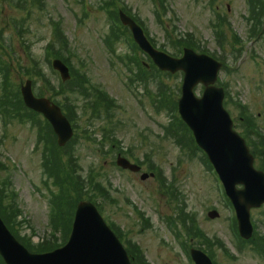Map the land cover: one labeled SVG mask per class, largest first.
I'll use <instances>...</instances> for the list:
<instances>
[{
  "label": "rangeland",
  "instance_id": "374dc122",
  "mask_svg": "<svg viewBox=\"0 0 264 264\" xmlns=\"http://www.w3.org/2000/svg\"><path fill=\"white\" fill-rule=\"evenodd\" d=\"M33 1L34 6L32 0H0L3 11L0 34L4 36V41L0 42V59L3 58L4 68L11 70L16 86L32 79L37 93L41 90L46 96L53 95L72 118L79 171L88 179L92 178L103 191L111 188L114 201L108 200V195L96 198L103 216L141 246L150 264H193L187 252L200 246L209 251L216 264H264V255L253 251V245L245 246L236 236L234 213L201 155L164 134L172 118L169 113L157 112L154 108L155 87L130 83L133 75L120 58L135 72L137 69L128 58L137 59L139 63L147 60L124 40L129 38L127 33L109 17L113 12L109 4L112 0ZM42 1L44 9L40 8ZM116 1L138 20L157 48L174 54L170 34L191 33L203 47L224 58L229 69L221 73V79L228 85V110L239 122L235 102L247 105L249 114L255 116L258 127L264 132V36L256 42L248 41L247 0H166L163 15L156 7L158 4L151 0ZM217 14L231 23L246 44L238 62L234 57L238 53L233 55L229 46L222 52L216 44L213 24L218 22ZM57 29L68 41L65 49L55 46L59 45ZM106 35H111V41L115 42L116 55H109L104 45ZM225 35L233 41L231 33L226 31ZM50 45H54L52 50H48ZM55 58L69 65L83 96L70 91L69 83H64L54 71ZM3 74L0 70V89ZM163 83L168 93L178 97L176 90L181 88V76L168 77ZM93 86L116 99L118 108L113 116L100 115L92 101ZM201 93L199 87L197 94ZM43 130L44 137L51 142L44 125ZM113 134L121 141L120 146L109 143ZM171 135L186 141V135L174 127H171ZM38 139L36 127L17 121L5 126L0 116V161L8 166V170L1 171L0 180H9L11 189L18 194L22 212V224L15 228L32 243L49 245L57 243L61 237L50 226L49 191L41 167L45 143H38ZM121 146L134 157L157 165L168 181L176 184L182 195L179 201L172 202L169 195L160 193L156 177L142 181L141 174L115 166ZM147 169L143 168V172H149ZM133 205L151 218V228H143ZM212 210L220 213L218 219L208 217ZM172 216H177L172 223L175 231L167 223ZM185 220L189 221L188 226ZM254 220L260 234L258 238L263 240L264 209L255 212ZM197 224L211 245L198 238Z\"/></svg>",
  "mask_w": 264,
  "mask_h": 264
},
{
  "label": "water",
  "instance_id": "95a60500",
  "mask_svg": "<svg viewBox=\"0 0 264 264\" xmlns=\"http://www.w3.org/2000/svg\"><path fill=\"white\" fill-rule=\"evenodd\" d=\"M122 20L131 27L136 41L162 70L185 72L180 113L214 163L237 210L241 235L249 239L253 232L250 211L264 204V172L254 169L253 157L245 141L233 132V123L222 105L223 90L212 86L217 81L221 64L188 49L182 59L158 52L130 18L122 14ZM54 67L61 72L64 80L70 78L69 69L61 61L56 60ZM200 83L206 87L201 99L194 92ZM22 93L26 105L43 113L51 122L59 145H66L73 136V129L61 109L47 99H37L31 82L22 88ZM118 164L134 171L139 169L122 158ZM237 185H242L243 189L238 190ZM0 254L7 264H131L122 244L90 202L80 203L69 243L48 254H31L14 238L0 218ZM192 257L196 264H212L201 251L192 250Z\"/></svg>",
  "mask_w": 264,
  "mask_h": 264
},
{
  "label": "trees",
  "instance_id": "16d2710c",
  "mask_svg": "<svg viewBox=\"0 0 264 264\" xmlns=\"http://www.w3.org/2000/svg\"><path fill=\"white\" fill-rule=\"evenodd\" d=\"M249 4L251 14L249 21L252 23L251 33L252 36H255L256 34H259L261 28L264 27V0H249ZM218 39L220 40L219 46L224 50L225 42L223 43V40L225 37L219 33ZM174 43H176L177 48L188 46L198 50L196 48V44L191 41H186L183 39L177 40ZM203 53H205V51ZM2 59H0V70L3 73H6L7 70L2 64ZM8 74L9 71H7V74H5V78L9 76ZM159 74V97L161 98V104L163 105V108H167L168 111L172 113L171 115H174L176 125L178 127L182 126L183 132L185 134L187 132L191 136L193 145L196 146L189 129L177 115V100L175 99V95L166 91L165 84L163 83L164 75L161 72H159ZM3 92L4 94L2 102H0V112L2 114L7 115L10 119H18L21 122L28 120L31 122L33 120L34 123L36 122V114L28 111L24 107L19 89L13 90L7 79L5 80ZM99 100L106 102L108 98L105 95H102ZM2 105L7 107L6 112L1 110ZM69 119L72 118L70 117ZM40 130L42 131L43 129L40 127ZM47 136L50 137L51 142L48 138L44 137L43 133H41L40 140H44L46 143V147L42 156V168L47 180L52 181L53 186L56 188L55 190L51 191V224L54 226L56 231H59L60 229L63 230L64 244L71 230V224L73 221L76 205L79 201L84 199L85 195L94 192L95 187L92 181L89 182V180L83 179V176L80 175L77 168V159L75 157V153L71 149L72 142L65 149L60 150L57 147L56 142L53 140L54 135L52 130ZM247 137L251 143L254 142V137L252 134H248ZM254 146V151H256V145L254 144ZM2 169H4V167L0 165V172ZM262 169L264 170V159H262ZM9 186L10 184L8 181H0V214L13 234L25 246H27V248L34 252L43 253L58 247L60 244L58 245L57 243L49 245L42 243L35 246L32 245L30 239H20L19 234L16 233L15 228L13 227L14 222L17 221L18 216L20 215V211L16 202L14 201L15 195L10 191ZM89 198H93V195H91ZM55 245L56 247H54ZM205 251L207 250L205 249ZM129 253L132 255V257H134L135 261L138 260L140 264H146V261H144L140 256L142 253L137 245H130ZM0 264H4L1 258Z\"/></svg>",
  "mask_w": 264,
  "mask_h": 264
}]
</instances>
